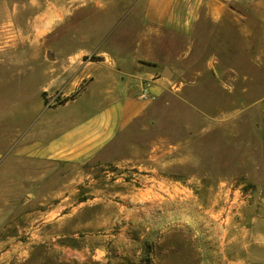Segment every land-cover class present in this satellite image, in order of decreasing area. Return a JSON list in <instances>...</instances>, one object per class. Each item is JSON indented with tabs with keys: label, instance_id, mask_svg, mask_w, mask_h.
<instances>
[{
	"label": "rangeland",
	"instance_id": "1",
	"mask_svg": "<svg viewBox=\"0 0 264 264\" xmlns=\"http://www.w3.org/2000/svg\"><path fill=\"white\" fill-rule=\"evenodd\" d=\"M127 2L0 0V115L42 102V66L59 77L69 55H135L141 10ZM229 11L190 35L153 31L166 87L106 161L69 168L67 217L54 226L67 236L23 233L9 264H240L262 182L264 0Z\"/></svg>",
	"mask_w": 264,
	"mask_h": 264
},
{
	"label": "crops",
	"instance_id": "2",
	"mask_svg": "<svg viewBox=\"0 0 264 264\" xmlns=\"http://www.w3.org/2000/svg\"><path fill=\"white\" fill-rule=\"evenodd\" d=\"M231 1L138 0L134 9L140 8L143 25L135 55L118 61L69 55L59 77L47 72L48 66L41 67L46 69V76L37 78L42 102L35 107L19 104L0 115V264L11 263L19 254L23 233L37 235L45 225L46 238L67 236L54 226L67 217L63 190L69 168L106 161L119 135L148 110L152 95L166 87L157 72L162 56L154 49L162 40L153 31L190 35L203 18L223 21ZM38 58L32 57L35 62ZM17 62H22L20 56ZM43 93H58L62 99L47 101ZM260 130L262 182L240 264H264V99Z\"/></svg>",
	"mask_w": 264,
	"mask_h": 264
},
{
	"label": "water",
	"instance_id": "3",
	"mask_svg": "<svg viewBox=\"0 0 264 264\" xmlns=\"http://www.w3.org/2000/svg\"><path fill=\"white\" fill-rule=\"evenodd\" d=\"M163 75H165V76H170L171 75V72H170V70H169L168 67H164V69H163Z\"/></svg>",
	"mask_w": 264,
	"mask_h": 264
}]
</instances>
